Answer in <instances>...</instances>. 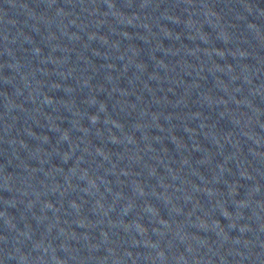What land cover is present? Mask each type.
Masks as SVG:
<instances>
[{"label": "water", "instance_id": "1", "mask_svg": "<svg viewBox=\"0 0 264 264\" xmlns=\"http://www.w3.org/2000/svg\"><path fill=\"white\" fill-rule=\"evenodd\" d=\"M0 264H264V0H0Z\"/></svg>", "mask_w": 264, "mask_h": 264}]
</instances>
